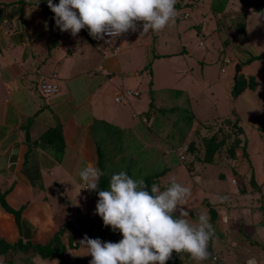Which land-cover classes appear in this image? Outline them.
I'll use <instances>...</instances> for the list:
<instances>
[{"label":"crops","instance_id":"0c3cea01","mask_svg":"<svg viewBox=\"0 0 264 264\" xmlns=\"http://www.w3.org/2000/svg\"><path fill=\"white\" fill-rule=\"evenodd\" d=\"M179 1L185 5L179 9L191 14L182 25L187 35L184 42L164 30L142 36L140 31L129 32L113 42L122 45L121 52L115 55L104 52V43L93 39L87 30H81L76 37L60 31L47 0H40L30 17L25 13L26 0H0V241L11 246L0 254V264H61L57 256L34 248L50 243L66 223L69 226L61 237L66 247L62 264H75L77 259L90 262L91 256L79 245L85 235L118 243L122 234L105 227L95 214L99 197L84 189L86 185L80 182L78 173L89 162L101 170V158L103 162L107 154L115 159V149L121 146L126 151L132 147L167 145L158 133L177 123L169 116L176 106L186 107L188 104L183 103L190 100L199 123L212 117L202 107L213 109V117L219 115L226 120L239 114L241 124L244 123L240 111L234 110L232 115V108L219 110L217 97L222 91L235 104L247 96L242 100L243 110L253 106V117L262 110L264 95L259 91L264 87V59L248 61L264 53V30L260 25L264 10L254 12L240 0H235L232 8L231 0H226L221 12L213 10V5L221 0ZM32 3L35 5V0ZM53 3L58 4L59 0ZM240 22L245 24L243 34ZM251 24L261 30L262 37L246 42L243 39H248ZM206 37L211 47L218 50L215 57L211 48L202 49L206 47ZM238 43L244 46L238 48ZM224 58L230 62L224 64ZM238 64L241 72L236 78ZM243 75L253 77L255 88H247L234 100L233 88ZM143 76L150 77V81ZM43 79L56 80L61 92L41 96L38 85ZM147 84L148 97L142 95ZM125 90L139 92L137 99L131 96L128 103L116 102V94ZM161 91L165 92L162 96ZM176 91L184 95L174 105L171 93ZM215 93L218 95L214 96ZM209 94L212 100L207 103L203 98ZM148 107L150 110L146 111ZM136 114L140 116L135 118ZM256 121L258 127L262 121ZM102 140L112 143L107 142L104 152L100 150ZM258 140L264 144L263 138ZM193 165L191 217L201 212L210 214V209L217 208L220 213L226 204V200L221 202L226 186L233 188L225 179L231 182L232 174H221L223 168L217 163ZM196 177L201 178L199 183ZM235 194L236 191V200ZM68 216L70 219L66 220ZM237 233L248 237L240 226ZM215 239L225 240L219 234ZM19 243L29 246V250L12 247ZM211 254L216 255L214 248ZM184 264L196 262L188 259Z\"/></svg>","mask_w":264,"mask_h":264},{"label":"clouds","instance_id":"9594fccd","mask_svg":"<svg viewBox=\"0 0 264 264\" xmlns=\"http://www.w3.org/2000/svg\"><path fill=\"white\" fill-rule=\"evenodd\" d=\"M39 3L40 0H35L33 5L32 0H26L27 17ZM176 3L177 0H59L55 4L53 0H47L60 31L76 37L86 29L93 39L104 43L105 47H101L104 52L115 55L121 52L122 45L113 42L130 31H140L142 36L149 32L159 33L175 22L188 21L191 14L185 9H176ZM186 13L188 17L181 18ZM43 84L55 87L57 91L45 93L41 88ZM38 91L41 96L48 97L60 93L61 87L56 80L43 79ZM127 91L130 90L117 93L115 101L119 97L120 103H128L129 97L139 95V92L130 91L132 95L127 96ZM186 150L187 146L184 149L181 145L178 149L180 158ZM78 175L80 182L86 185L84 189L98 192L95 214L103 220L105 227H111L123 237L113 243L85 235L79 245L91 256L89 264H167L174 252L181 260L187 254V258L196 264L210 259L208 245L215 230L204 212L199 213L195 221L190 220L189 212L183 207L191 196L188 187L173 179L164 188L153 183L149 191L143 179H134L126 171H120L111 176L107 190H98L103 173L92 162L80 169ZM195 179L199 183L201 178ZM226 199L222 197L221 201ZM68 226L66 223L64 230L59 231L63 232L62 236ZM245 264H258V261L256 257H250Z\"/></svg>","mask_w":264,"mask_h":264},{"label":"rangeland","instance_id":"374dc122","mask_svg":"<svg viewBox=\"0 0 264 264\" xmlns=\"http://www.w3.org/2000/svg\"><path fill=\"white\" fill-rule=\"evenodd\" d=\"M234 2L235 0L230 1L229 8H232L234 6ZM235 16L238 17L237 14H235ZM184 23L186 22H175L174 24H170L164 29V32L166 34H171V36H173L174 34L177 38H179L180 41L184 42L187 37V35L184 34L182 30L183 28L182 25ZM260 25L263 26L261 30H264V17L262 21H260ZM195 26L197 25H194L193 27L195 28ZM261 30H257L256 28H253L251 24V29L248 34V40L252 41L253 39H255L257 41L258 38L256 37H262L259 33ZM151 35H153L152 32H151ZM219 37L222 38L221 32L219 34ZM235 41L240 42L241 40L236 39ZM204 42H205L206 47L202 49H205L206 51V49L211 48L213 51L212 53L214 54L213 57H215L217 55L218 50L216 48L211 47V41H209L208 37H206ZM252 43L254 44V42ZM197 44H198V41H197ZM262 47L264 48V44H262ZM223 57L224 56H221V59ZM224 60L225 58L223 59V62ZM228 67H231V65H229ZM144 73H147V72H144ZM143 77H145V79L148 82L150 81V77H147V76H143ZM151 79L153 81L152 77ZM137 82L140 83L139 78H137ZM149 88H150V84H147L145 88H142V95L148 97ZM263 91H264V87H260L259 93L261 92L260 93L261 95L262 94L264 95ZM219 93H220L219 97L217 98H219L220 100L219 101L220 108H221L219 109L220 111L224 112L226 111L227 108H229L230 110L232 108V115H233L234 110L235 111L237 110L236 111L237 113L239 111L242 113V119L245 121L244 123H242V125L245 126V132H246L245 134L247 135V138H248V148L250 151V158L248 159H250V161L246 159V157L242 156L241 150H238L236 152V158L228 162L229 163L228 166L227 165L223 166L220 161H218L217 163L219 164L218 166H221V168H223V170L220 171L221 174H225V175L232 174L231 176H233L231 177V182H230V179H225L226 176L224 178L225 180H227L226 182L228 184L231 183L230 186L233 187V188H230L229 185H227L225 188L227 197H229V195H232V197L230 196L228 199H226V204H223V208L221 212L219 213L220 218L217 220V224L219 227L218 230L222 232V235L224 236L225 240L222 242H219L218 240L216 241L217 238L216 239L214 238V240L216 241V244L214 242H213L214 244L213 243L212 244L214 245L213 247L214 250H216V255L214 256L211 254L210 259L204 261L203 264H245L246 260L249 259L250 257H256L258 264H264V250H263V247H264V144L261 145L258 140L259 139L258 135L260 134L264 136V133L258 132L257 130L258 127H255L256 125L254 124L257 122L256 120H259V119L261 121L264 120V107H263L264 104L261 103V107L263 108H261L262 110H260L259 112L260 114L255 113L253 117L252 116V114L254 113L253 106L249 105V107L247 108L246 107L247 105H245L246 109L243 110L244 102L242 100H244L247 96L243 97L241 101H239V104H235V102L232 103L230 99H227L226 95L223 94L222 91H219ZM211 95L212 94H209L208 97L203 98V99H206L205 102L209 103L210 100H212ZM217 95H218L217 93L214 94V96H217ZM135 99H137V97H135ZM235 99L236 98H234V100ZM179 102L180 101H178L176 104H178ZM184 104L186 105L188 104V105L186 107H183L181 104L178 108L174 109L175 111L174 113L169 112V116L172 118L174 117L175 122L177 121L176 126H174L173 131H172V134L173 132L175 133V138L177 139V141L181 139V136L183 133L188 135L187 138L191 136V131H190V128L188 127L189 124L185 122L187 121V119H190V116H188L187 114L190 112L191 101L188 100L184 102L183 105ZM234 105L236 106V109L234 108ZM202 109H204L203 112L210 113L212 117L208 121H205V122L200 121L199 123L200 125L195 126V127L198 129V131L202 130L203 135L207 137V139H209L213 135L214 131L216 129H219L220 124L226 119V117L223 118L222 116L220 117L219 115L213 117L215 113L213 109L209 107H205V108L202 107ZM148 110H150L149 107L146 111ZM237 119H238V122H237ZM227 120H230L231 122L228 125V127L225 128V132L229 134V133H232L233 131H237V128L234 127L233 125L234 123L241 125L240 124L241 119L239 118V114H238V117L229 118ZM161 122L163 124V128H165L166 126L165 123L163 121ZM179 124L185 127L183 131L180 133H178ZM201 124H204L206 126H201ZM205 127H211V129H207ZM166 132L171 133V129L166 130ZM163 133L165 134L164 129H163ZM172 134L168 135L170 137H168L167 140L173 141ZM239 137L241 139H244L245 135L241 134ZM233 138H234V134L232 135L229 134V139L226 143L225 148L226 147L229 148L232 145ZM185 141L187 142V139H185ZM188 141H191V138ZM101 142L103 143L102 148H100L101 152H104V148L107 142L108 144H112L111 142L107 140H102ZM186 145L188 146V144L182 145L184 149H186ZM225 148H222V151H221V156L224 158V160L228 159L229 157L227 156V152ZM201 150H202V153H201V156H202L204 155L205 151L204 149H200V152ZM249 151H248V157H249ZM138 160L141 161L142 158L140 157L138 158ZM112 161H114V158H112V156H106V158H104L103 160L104 168L106 169L105 172L108 175V177L105 178L106 182L104 181L107 185L106 189L108 188L111 176L116 173V171H113V172L111 171L112 169H115L117 167L116 164L110 163ZM116 161L120 163L122 160L116 159ZM252 178L255 179L256 185L261 191L258 192L256 189H254L252 191V195L248 197V195H245V194H251L250 181ZM173 179H175L178 183L182 184L185 187H188L191 190V174H187L184 171V168H182L180 165L179 166L176 165V167L173 168L171 171H169L166 176H164L163 178H160L159 185L162 188H164L168 186ZM217 190L218 192H221V189H217ZM232 190L236 191L235 195L237 196L236 200L237 198H239L238 201H236L235 198H233L234 191ZM240 194H242V197L240 196ZM226 195L224 194L223 197H226ZM213 203L214 202H212L211 205ZM185 206H188L186 210L189 212L190 220L195 221L199 213L196 214L194 217H191V196L189 198L187 205ZM216 211L219 212L220 209L217 208ZM206 214L210 218V214L208 212H206ZM251 214L253 216L252 219H250ZM69 219H70V216H68L66 220H69ZM241 221L242 222L244 221V222L241 223ZM74 224L75 223L73 221V227H74ZM239 226L241 230L243 231V233H245V235H247L248 237H244L243 235H240L239 233H237ZM232 231H235V233H232ZM233 234H235V237L232 236ZM240 239L242 240V242L240 241ZM240 244L242 246H240ZM248 251L249 252L251 251L250 252L251 255Z\"/></svg>","mask_w":264,"mask_h":264},{"label":"trees","instance_id":"16d2710c","mask_svg":"<svg viewBox=\"0 0 264 264\" xmlns=\"http://www.w3.org/2000/svg\"><path fill=\"white\" fill-rule=\"evenodd\" d=\"M240 1L243 5H245L247 8L251 9L254 12L260 13L264 10V0H240ZM179 2L180 3H177L175 5L176 9L182 8L185 6L181 1ZM226 2H227L226 0H221L220 2H217L215 6L213 5V10L220 11V12L223 11L226 5ZM239 25H240V29H239L240 33L242 34L243 32L245 33V24L240 22ZM84 31H86V29H84ZM241 38L243 39L244 37H241ZM243 40H245L246 42L248 41V39H243ZM242 45L244 46L243 43L237 44L238 48L242 47ZM263 59H264V53L259 54L257 56L254 55L249 59L248 63H252L253 61L263 60ZM247 88H250L252 90L255 88L254 79L253 77H250V76L246 77L245 75H243L240 78H238V80L236 81L235 87L233 88V91H232L233 98L239 97ZM163 94H165V92L161 91L160 96H162ZM171 95H173L174 97L173 103L175 105L178 101H180V98H182L184 94L182 91H176V92H172ZM178 107L179 106H176V108ZM163 110H166V109H163ZM187 115L190 116V119H187V121H185L187 124H189L188 127L190 128V131H191V136L189 138H187L188 135L183 133L181 136V139L177 141V139L175 138V133L173 132L172 134L173 128L174 126H176V124H174L171 128V133H167L166 131H165V134L158 133L159 135L162 136V139H164L167 143V145L163 147H157L154 145L148 146V147L140 146L139 149L138 148L134 149V147H132V148L127 149L128 151L127 150L125 151V148L121 146L115 149V159H114L115 162H112V163L110 162V163L116 164L117 167L115 169H112L111 171L112 172L116 171V173L120 171H126L128 175L133 177L134 179H143L145 183L148 185V190L150 191L151 185L153 183L159 184L160 178H163L164 176H166L169 171H171L173 168L176 167V165L177 166L180 165L182 168H184V171L187 174H191V171L194 170L193 164L195 162H199L204 165V164H215V163H218V161H220L222 165L228 166L229 164L228 162L236 158V152L238 150L242 151L243 157H246V159L250 158V151L248 148V138H247V135L245 134L246 133L245 127L241 124V121H240L241 125L234 123L233 126L237 128V131H233L232 133H229L231 135L234 134L232 145L229 148L227 147L225 148L226 143L229 139V134L225 132V128H227L228 125L230 124L231 122L230 120L225 119L220 124L219 129H216L213 135L209 139H207V137L203 135L202 130L198 131V129L195 127L200 124L199 122H197L195 115L193 114L191 108H190V112ZM195 122H197L196 125H195ZM237 122H238V119H237ZM201 126H206V125L201 124ZM184 128L185 127L183 125L179 124L178 133L182 132ZM205 128L211 129V127H205ZM257 130L260 133H264V121H262V123L258 126ZM148 131L150 132L151 129H148ZM153 134L155 133H152V135L150 136L153 137L154 136ZM170 134L173 135V141L167 140V138L170 137L168 136ZM241 134L245 135L244 139H241L239 137ZM259 137L264 139L263 135L259 134ZM190 138H191V141H188ZM185 139H187V142L185 141ZM183 144H188V146L186 145L187 150H186V153L184 154V157L180 158L178 154V149ZM222 148H225L227 152V156H229L228 159L226 160H224V158L221 156ZM110 149L112 150L113 148H110ZM200 149H204L205 151L204 155L202 156H201L202 150L200 152ZM248 151H249V157H248ZM106 156L107 154L105 155V158ZM140 157L142 158L141 161L138 160V158ZM116 159H121L122 161L119 163L118 161H116ZM248 160L250 161V159ZM99 166H101V172L103 173V175L100 177L99 184H98V190H107L105 178L108 177V175L105 172L106 169L104 168V163L102 162V158L100 160ZM250 183H251L250 185L251 194L254 189H256L258 192L261 191L256 185L254 178L251 179ZM92 195L95 197H99L97 191H92ZM1 199L2 201L4 200L2 197ZM183 207H185L186 209L188 206L184 205ZM219 218H220L219 213L215 209H210V223L215 229L214 238L218 234L222 236V232L218 230L219 227L217 224V220ZM62 234L63 232L61 233L59 232L57 236H55L50 243H48L47 245L43 247H36L34 249H37L40 251L42 249L43 251H46L47 254L55 255L61 260V264L64 263L63 254L66 250V247L61 242ZM214 238L212 241L209 242V245H208V250L210 251V253L213 252L212 243L214 242ZM23 245L24 244L19 243L12 247H19V249H22L23 252H27V250H29L30 247L25 246V245L23 246ZM9 248H11V246L7 245L3 241H0V254L1 253L3 254L4 252H6ZM263 250H264V247H263ZM184 255H185V258L181 260L180 256L174 252L172 259H170L167 262V264H184L185 260H188L187 254H184ZM75 264H89V261L84 260V259H77L75 261Z\"/></svg>","mask_w":264,"mask_h":264},{"label":"built area","instance_id":"2783aa9c","mask_svg":"<svg viewBox=\"0 0 264 264\" xmlns=\"http://www.w3.org/2000/svg\"><path fill=\"white\" fill-rule=\"evenodd\" d=\"M188 17V14L186 13L184 16H181V18H187ZM105 39H108L107 37L105 38ZM104 41V40H103ZM108 44V43H107ZM116 50H119V48L118 47H116L115 48ZM230 61L229 60H227V59H225L224 60V64H228ZM42 90L45 92V93H52V92H55V91H57V89L55 88V87H52V86H50V85H42ZM126 95L127 96H130V95H132V93L130 92V91H127L126 92ZM116 101H120V98L119 97H117L116 98ZM234 183V182H233ZM235 184V183H234Z\"/></svg>","mask_w":264,"mask_h":264},{"label":"water","instance_id":"95a60500","mask_svg":"<svg viewBox=\"0 0 264 264\" xmlns=\"http://www.w3.org/2000/svg\"><path fill=\"white\" fill-rule=\"evenodd\" d=\"M241 72V67H240V65L238 64L237 66H236V68H235V76H236V78H237V76H238V74ZM236 78H235V80H236Z\"/></svg>","mask_w":264,"mask_h":264}]
</instances>
